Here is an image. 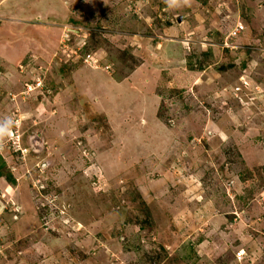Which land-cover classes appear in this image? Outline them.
I'll list each match as a JSON object with an SVG mask.
<instances>
[{
    "label": "rangeland",
    "instance_id": "obj_1",
    "mask_svg": "<svg viewBox=\"0 0 264 264\" xmlns=\"http://www.w3.org/2000/svg\"><path fill=\"white\" fill-rule=\"evenodd\" d=\"M3 120L0 264H264V0H0Z\"/></svg>",
    "mask_w": 264,
    "mask_h": 264
},
{
    "label": "clouds",
    "instance_id": "obj_2",
    "mask_svg": "<svg viewBox=\"0 0 264 264\" xmlns=\"http://www.w3.org/2000/svg\"><path fill=\"white\" fill-rule=\"evenodd\" d=\"M169 8L180 7L183 5H188L190 0H165ZM15 122L11 120V123L8 120L0 121V149L4 147L3 141L5 137L9 136L11 129L14 127Z\"/></svg>",
    "mask_w": 264,
    "mask_h": 264
},
{
    "label": "trees",
    "instance_id": "obj_3",
    "mask_svg": "<svg viewBox=\"0 0 264 264\" xmlns=\"http://www.w3.org/2000/svg\"><path fill=\"white\" fill-rule=\"evenodd\" d=\"M0 174H1V172H0ZM9 178H10L9 180H12V178L10 176H9Z\"/></svg>",
    "mask_w": 264,
    "mask_h": 264
}]
</instances>
